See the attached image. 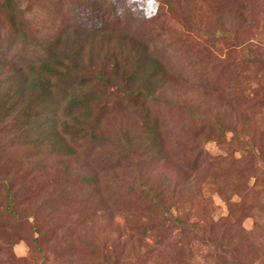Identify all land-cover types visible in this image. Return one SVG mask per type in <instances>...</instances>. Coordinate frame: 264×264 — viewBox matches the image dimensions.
Returning <instances> with one entry per match:
<instances>
[{
  "label": "rangeland",
  "instance_id": "374dc122",
  "mask_svg": "<svg viewBox=\"0 0 264 264\" xmlns=\"http://www.w3.org/2000/svg\"><path fill=\"white\" fill-rule=\"evenodd\" d=\"M0 264H264V0H0Z\"/></svg>",
  "mask_w": 264,
  "mask_h": 264
},
{
  "label": "trees",
  "instance_id": "16d2710c",
  "mask_svg": "<svg viewBox=\"0 0 264 264\" xmlns=\"http://www.w3.org/2000/svg\"><path fill=\"white\" fill-rule=\"evenodd\" d=\"M49 53H50L49 56L51 57L52 53L51 52H49ZM49 56L47 58L51 60V58ZM37 66H38V69L40 70V73L39 74H42L43 73V70L45 69V67L46 68L49 67V64L47 63L46 60H43V61H41V63L39 62L37 64ZM45 83L46 82H44L43 84H45ZM137 90L138 91H135V93H134L136 95L135 97H139V96H141V94H143L141 91H139V90H141V88H138ZM142 90H144V89H142ZM143 96L144 97L145 96L146 97H149L147 93H145ZM78 97H79V94H69L68 95L69 103L72 102L74 99H77Z\"/></svg>",
  "mask_w": 264,
  "mask_h": 264
}]
</instances>
